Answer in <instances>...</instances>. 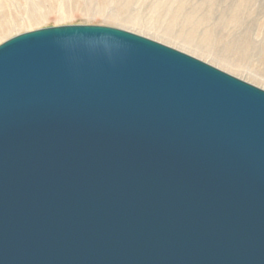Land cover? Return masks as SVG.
<instances>
[{
	"label": "water",
	"instance_id": "1",
	"mask_svg": "<svg viewBox=\"0 0 264 264\" xmlns=\"http://www.w3.org/2000/svg\"><path fill=\"white\" fill-rule=\"evenodd\" d=\"M0 264H264V89L111 26L3 41Z\"/></svg>",
	"mask_w": 264,
	"mask_h": 264
},
{
	"label": "rangeland",
	"instance_id": "2",
	"mask_svg": "<svg viewBox=\"0 0 264 264\" xmlns=\"http://www.w3.org/2000/svg\"><path fill=\"white\" fill-rule=\"evenodd\" d=\"M69 24L131 31L264 89V0H0V43Z\"/></svg>",
	"mask_w": 264,
	"mask_h": 264
}]
</instances>
